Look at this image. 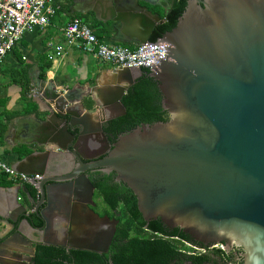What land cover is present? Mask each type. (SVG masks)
I'll use <instances>...</instances> for the list:
<instances>
[{
    "label": "water",
    "instance_id": "water-1",
    "mask_svg": "<svg viewBox=\"0 0 264 264\" xmlns=\"http://www.w3.org/2000/svg\"><path fill=\"white\" fill-rule=\"evenodd\" d=\"M140 1L165 15L171 9L167 0H109L113 40L162 46L151 66L111 68L109 84L89 88L96 94L91 109L68 79L33 84L30 96L43 94L46 115L32 127L34 140L21 142L32 151L12 167L40 175L44 225L31 224L16 190L15 205L9 197L8 213L0 212V264H30L31 254L9 252L8 232L23 244L34 232L44 245L107 252L118 221L91 209L93 170L114 173L146 223L160 218L198 241L242 247L244 264H264V0H187L176 25L154 42L165 18ZM137 32L139 39H126ZM144 69L158 82L169 118L109 143L102 125L125 114L121 99ZM60 217L70 227L61 240L53 231Z\"/></svg>",
    "mask_w": 264,
    "mask_h": 264
},
{
    "label": "crops",
    "instance_id": "crops-1",
    "mask_svg": "<svg viewBox=\"0 0 264 264\" xmlns=\"http://www.w3.org/2000/svg\"><path fill=\"white\" fill-rule=\"evenodd\" d=\"M50 3L57 6V11L51 17L49 25L43 29H34L23 35L18 44L8 52L0 68V131L1 124L6 122L9 113H17L15 117L8 120L6 131L0 137V159L12 165L15 161L21 159L32 150L21 143L26 139L34 140L36 137L32 127L39 120H43L46 115L47 101L43 99V94L39 96H30L34 93L33 84L39 80H58L68 79V85L85 94L83 100L85 105L93 102L96 98L95 93H91L90 87L95 85L109 84L111 80V67L100 63L93 55L85 53L75 47L64 43L62 29L73 20H81L93 29H103L102 42L107 44H117L114 41V24L109 13V0H49ZM162 2L164 0H156ZM171 6V0H167ZM154 14L165 18L164 10L159 5H153L139 2ZM130 26L137 27L139 23L130 22ZM139 32L127 35L131 41L139 39ZM51 45V46H50ZM136 46V44H130ZM56 46H62L64 53L51 57L55 52ZM54 48V50H53ZM54 51V52H53ZM50 62L51 67L45 71L44 77L41 73L44 63ZM27 84L29 91L27 93L28 101L22 98L23 84ZM99 111H97L98 113ZM17 127L16 122L21 120ZM1 133V132H0ZM5 176V175H4ZM0 173V212L8 213V198L11 200L17 190V198L25 194L22 188L14 185L6 176ZM10 181V184H3ZM27 197V196H26ZM19 200V199H18ZM21 202V200H19ZM12 206L15 205L13 200ZM3 225L0 224V231H3ZM11 226L7 227L10 231Z\"/></svg>",
    "mask_w": 264,
    "mask_h": 264
},
{
    "label": "trees",
    "instance_id": "trees-1",
    "mask_svg": "<svg viewBox=\"0 0 264 264\" xmlns=\"http://www.w3.org/2000/svg\"><path fill=\"white\" fill-rule=\"evenodd\" d=\"M186 4L187 0H171V9L165 21L156 26L151 34L152 42L176 25ZM91 29L101 41L103 29ZM116 45L134 48L129 43L118 42ZM50 67V62L44 63L41 77H44L45 71ZM28 91L29 87L24 83L22 98L26 101ZM160 100L158 82L149 77L148 71L144 69V74L129 87L121 99L125 114L108 121L115 128L114 140L141 124L167 121L169 115L162 109ZM92 105L93 102H89L87 108L91 109ZM16 115L17 113L7 115L6 122L1 124L0 137L6 131L7 121ZM88 177L94 187L97 214L118 221L107 253L71 250L69 254L59 246L38 244L35 264H72L71 255L76 253L83 255L81 260L90 264H109V261L112 264H173L181 259L180 250L185 246L186 239L191 238L188 234L178 227H168L160 218L146 223L138 211L135 195L125 184L115 181L114 173L94 170L88 172ZM10 183L5 181L3 184ZM27 188L31 197L36 198L35 191L31 187ZM75 261L77 264V258Z\"/></svg>",
    "mask_w": 264,
    "mask_h": 264
},
{
    "label": "built area",
    "instance_id": "built-area-1",
    "mask_svg": "<svg viewBox=\"0 0 264 264\" xmlns=\"http://www.w3.org/2000/svg\"><path fill=\"white\" fill-rule=\"evenodd\" d=\"M57 8L49 0H0V68L5 55L18 44L23 35L49 25ZM62 31L66 45L93 55L100 63L110 65L111 68H137L140 64L151 66L155 57L164 54L160 45L149 48L144 43L131 49L101 42L89 25L77 19L69 21ZM54 48L56 56L64 53L62 46ZM0 173L19 188L27 186L36 190V183L41 179L39 174L16 171L2 159ZM18 199L20 200V197Z\"/></svg>",
    "mask_w": 264,
    "mask_h": 264
},
{
    "label": "flooded vegetation",
    "instance_id": "flooded-vegetation-1",
    "mask_svg": "<svg viewBox=\"0 0 264 264\" xmlns=\"http://www.w3.org/2000/svg\"><path fill=\"white\" fill-rule=\"evenodd\" d=\"M160 105H161V100H160ZM112 119L105 121L102 125L103 133L105 137L107 138V140L109 141V143H113L116 140V139L114 140L115 128L111 124L108 123V121ZM22 189L24 190L25 194L23 193V197L22 198L20 197V200H21V203H23L26 207V213H27V216L31 224L34 227L43 226L44 223L37 217V213L41 212V210L44 208V205H39V197H38L37 190L33 189L36 193V198H35V201L32 202V204H29L26 196L27 194L29 195V197L31 196L30 190L27 188V186H25ZM92 200H93L94 205L91 206V209L95 213H97L96 212V209H97L96 202L94 200V192H93ZM54 224H55V227L53 228V231L56 237H58L59 240L63 239V235L61 231L63 229H69L70 228L69 224L65 223L64 218L61 219V217L60 219L54 218ZM23 230L26 231L25 227H23ZM5 236L6 238L10 237L13 239L8 243L9 245L8 250L10 253H11V250L13 249L14 251H16L15 253L24 252V253L31 254L30 264H35L34 257H35V252H36V246L38 244H42L41 242H39V240L42 239L41 237H38V235L33 232L31 233V237L28 239L29 244H23L20 241L14 240V238L12 237V232H8ZM59 247L65 248L67 253L69 254L71 253V250L80 251V252L89 251V250L73 249V248L67 249L66 247H63V246H59ZM180 251L182 253L181 259L178 260L177 262H174L173 264H244L243 248L239 246L231 245L227 243L226 241H215V242L198 241L191 237L189 238V240L186 239L185 246ZM90 252H94V251H90ZM100 254H105V253H100ZM81 257H84V256L81 254H77V253L74 254V256L71 255L72 264H76V261H75L76 258H77V264H90L89 262L82 261ZM3 259L10 260V258L8 257H4ZM110 262L111 261H109V264Z\"/></svg>",
    "mask_w": 264,
    "mask_h": 264
},
{
    "label": "rangeland",
    "instance_id": "rangeland-1",
    "mask_svg": "<svg viewBox=\"0 0 264 264\" xmlns=\"http://www.w3.org/2000/svg\"><path fill=\"white\" fill-rule=\"evenodd\" d=\"M53 50H54V48H53ZM53 52H54V51H53ZM51 57H54L55 59H58V57H56L55 54H52Z\"/></svg>",
    "mask_w": 264,
    "mask_h": 264
}]
</instances>
